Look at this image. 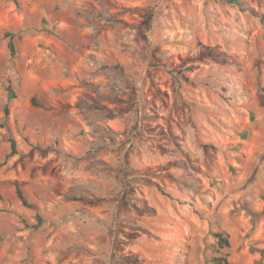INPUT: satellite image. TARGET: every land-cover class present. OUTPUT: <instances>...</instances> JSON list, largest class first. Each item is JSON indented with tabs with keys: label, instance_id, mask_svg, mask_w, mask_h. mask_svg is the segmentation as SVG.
<instances>
[{
	"label": "rangeland",
	"instance_id": "374dc122",
	"mask_svg": "<svg viewBox=\"0 0 264 264\" xmlns=\"http://www.w3.org/2000/svg\"><path fill=\"white\" fill-rule=\"evenodd\" d=\"M20 1L0 264H264V0Z\"/></svg>",
	"mask_w": 264,
	"mask_h": 264
},
{
	"label": "trees",
	"instance_id": "16d2710c",
	"mask_svg": "<svg viewBox=\"0 0 264 264\" xmlns=\"http://www.w3.org/2000/svg\"><path fill=\"white\" fill-rule=\"evenodd\" d=\"M17 7L21 8L22 7V3L20 0H13ZM47 21L45 20V23ZM8 38V45H9V49H10V53L11 56L14 57L17 54V47H16V43H15V36L16 34L14 32H7L5 35ZM7 90H8V102L13 101L15 99H17L19 97V93L17 91V89L15 88V86L12 84V82H10L7 86ZM32 102L35 105H41L36 97L32 98ZM4 112H5V118L8 116L9 112V104L7 103L4 107ZM1 126H7L6 121H4L3 123H0ZM9 142H10V150L9 152L6 154L5 156V160L3 161V163L6 161V158L13 156L15 154L18 153V147H17V141L14 137H10L9 138ZM16 190H17V194L19 196V198L22 200L23 204L29 207H32V205L28 202L27 198L25 197L23 190L21 188V186L19 185V183L16 184ZM44 222V218L42 217V215L40 213L37 214V222L34 223L32 226L34 228H38L42 223ZM214 236L217 238L218 243L221 247H226L230 245V235L229 233L224 230V229H218L215 230L213 232ZM213 264H229V260L226 256H216L213 257L212 259Z\"/></svg>",
	"mask_w": 264,
	"mask_h": 264
}]
</instances>
